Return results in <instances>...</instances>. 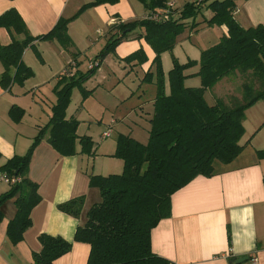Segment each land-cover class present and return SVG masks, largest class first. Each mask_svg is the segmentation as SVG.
<instances>
[{
    "label": "crops",
    "instance_id": "obj_1",
    "mask_svg": "<svg viewBox=\"0 0 264 264\" xmlns=\"http://www.w3.org/2000/svg\"><path fill=\"white\" fill-rule=\"evenodd\" d=\"M90 2L92 0H0V15L14 9L29 35L36 37L48 33L60 18L72 17ZM166 2L171 3V0ZM172 2L175 8H182L195 0H181V4L177 0ZM207 4L200 6L201 14L195 18V23H199V16L204 21L211 18L212 13L205 9ZM148 13L139 0H118L112 5L87 8L67 26L71 40L69 47H62L56 41H40L33 44L35 49H25L22 62L33 75L21 85L14 83L6 87L0 83V168L13 157L24 156L40 130L52 118V109L57 101L55 89L68 64L74 61L75 73L86 72L81 63L92 61L115 34L112 25L142 20ZM233 18L244 29L257 26L264 29V0L235 1ZM184 23L192 26L191 20ZM220 30L221 36L227 35L224 26ZM141 33V30H136L126 42L120 43L115 54H110L112 58L122 60L138 50L150 55V47L143 40H136L141 39L138 37ZM10 41L7 30L0 28V45H8ZM3 70L0 62V74ZM195 73L185 72L187 75ZM107 79L109 77L106 76ZM82 86L90 91L89 96L83 99L78 88L72 89L65 109V119L78 122L76 154L60 155L48 143L49 130L43 132L25 175L30 183L37 186L40 200L31 210L30 228L23 234V240L15 245L9 241L6 230L16 212V196L1 206L0 264H32V253L40 250L38 236L41 234L72 243L70 251L53 264H86L89 246L73 242V237L76 228L84 223L88 209L100 200L99 191L89 186V176L120 174L123 163L113 158L115 144L108 143L118 121L105 119L104 114L97 118L87 107H92L89 104L92 101L99 106H107L109 93L104 82L86 80ZM215 86L225 87V95L233 92L228 79ZM155 94L135 109L136 113L143 112L140 116L148 121V127ZM256 104L262 109L259 113L263 114L260 118L255 117L259 121L258 127L264 124V102ZM145 106L149 111H144ZM93 123L100 126L95 131L97 138L95 132L90 131ZM107 130H110V136L103 137ZM120 134L134 138L131 132ZM82 137L91 140L90 153L81 151L79 138ZM255 138L251 148L239 142L243 147L241 153L230 164L219 165L218 174L197 176L171 195L169 217L160 220L150 232L154 255L172 264H235L241 258L247 260L239 264H264V159H259L256 154L264 150V137L260 141ZM9 190L1 186L0 196ZM79 198L83 200L79 217L58 210V205Z\"/></svg>",
    "mask_w": 264,
    "mask_h": 264
},
{
    "label": "trees",
    "instance_id": "obj_2",
    "mask_svg": "<svg viewBox=\"0 0 264 264\" xmlns=\"http://www.w3.org/2000/svg\"><path fill=\"white\" fill-rule=\"evenodd\" d=\"M151 12L163 8L167 0H139ZM237 0H206L205 9L212 13L206 25L224 26L227 35L201 51L196 75L198 87H186L184 82L192 75L185 72L196 66L197 61L180 64L172 58L168 73L169 93L164 92L160 77L157 78L156 94L149 119L148 140L141 143L128 135L119 134L113 157L123 163L122 172L108 176H89V186L99 191L100 200L85 214V221L75 230L73 242L89 246L86 264H172L154 255L150 246V232L160 220L170 215L171 195L197 176L211 177L218 174L217 166L228 165L241 153L239 144L242 136L244 112L258 101L264 102V29L262 26L244 29L233 18ZM118 0H92L70 18H60L51 31L32 37L14 10L0 15V28L7 30L10 43L0 45V62L3 73L0 83L6 87L21 85L30 78L32 71L23 64L25 49L34 48L35 42L56 41L62 47H69L67 34L69 22L87 8L115 4ZM200 5L186 3L174 8L168 21L154 23L142 19L112 25V35L95 59L100 62L135 30L154 53L153 63L158 65L159 56L171 51L176 38L187 28L185 20H191L196 28L195 18L201 14ZM138 50L124 60L143 59ZM37 57H40L37 53ZM159 70V66H157ZM93 69L86 73L77 72L71 77L61 75L55 94L56 104L47 125L40 130L26 154L13 157L1 171L23 176L20 185L12 187L0 196V220L2 204L16 196V212L7 225L6 235L15 245L23 240V234L31 226L30 213L40 197L37 186L25 175L35 147L43 132L48 129V143L62 156L76 154L78 122L65 119L71 90L77 87L83 99L89 96L82 86ZM242 78V80L239 78ZM238 77V78H237ZM223 79L236 84L240 97L234 92L208 104L204 94ZM81 151L90 153L92 142L88 137L79 138ZM257 157L264 159V150L257 151ZM264 184V179H263ZM82 198L58 205V210L72 217H79ZM40 250L32 253V264H53L67 254L72 243L60 237L46 234L38 236Z\"/></svg>",
    "mask_w": 264,
    "mask_h": 264
},
{
    "label": "rangeland",
    "instance_id": "obj_3",
    "mask_svg": "<svg viewBox=\"0 0 264 264\" xmlns=\"http://www.w3.org/2000/svg\"><path fill=\"white\" fill-rule=\"evenodd\" d=\"M177 2L181 4V0H177ZM197 19L199 23H196V28L192 29L187 24V30H184L176 38V45L172 50L163 52L159 56L158 65L153 63L155 55L151 48V54L147 55V53H144L143 59L136 57L129 61L124 59L117 60L108 54L100 62L93 58L91 59L92 61L86 60L81 63L83 64L84 71L88 72L93 69V72L88 75L87 81L94 83L95 81L102 80L109 93L106 107L99 106V104H95L94 101L89 102L92 107L87 105L97 118L101 117V114H104L105 119L114 118L118 121L116 128L112 132V138L110 141L108 140V143H114L116 147V140L119 134L129 132L141 143L147 142L149 135L147 132L149 128L148 121L140 116L143 112L139 111L136 113V107L145 100L154 97L156 93L155 85L158 77L162 80L164 92L166 94L169 93L168 73L172 68V58L176 59L180 64H185L188 61H197L195 67L187 70L189 74L195 73L198 68L197 65L201 51L216 44L220 39V28L222 26L219 27L214 25L208 27L202 16H199ZM136 40H143L149 46L143 38ZM111 54H115V50ZM157 66H159V70ZM106 76L107 78L109 77V79L105 80ZM239 78L242 80L240 76ZM199 81L196 75H192L185 80L184 84L186 87H198ZM236 81V84L233 82L232 88L238 97H240V91L237 89L238 83L240 82H238V80ZM73 89L77 90V87ZM224 90L225 87L221 86H214L207 90L204 94L206 102L208 104H213L215 102V96L221 97L225 95ZM113 100H116V103H114L115 105L112 104ZM79 102L80 100L77 101L78 104ZM256 103L244 112V119L242 122L243 132L239 141L241 145L244 144V146H248L249 148L254 145L252 140H254L256 136H258L256 137L257 139L255 138L257 141H260L264 137V124L257 127V122L259 121L258 119L255 120L256 116L257 118L263 116V114L259 113V111L262 110L261 107ZM146 106L144 111L147 112L149 109L146 108ZM106 108H108V110H105ZM144 116L147 117L146 114H144ZM97 127H100L99 124L93 123L90 131L95 132ZM84 129L86 130L87 128L85 127ZM97 134L98 133L95 132V138H97ZM95 142L98 143V141ZM216 166L219 167V164H216Z\"/></svg>",
    "mask_w": 264,
    "mask_h": 264
},
{
    "label": "built area",
    "instance_id": "obj_4",
    "mask_svg": "<svg viewBox=\"0 0 264 264\" xmlns=\"http://www.w3.org/2000/svg\"><path fill=\"white\" fill-rule=\"evenodd\" d=\"M206 2V0H195V4L202 5ZM175 8L174 2H167L165 7L160 10L149 12L144 19L152 21L154 23H159L161 21H168L172 16V10ZM116 23L113 21V24ZM75 73V63L71 61L67 68L65 69L64 76L71 77ZM110 131L103 133V137H109ZM23 181V177L20 175H13L11 173H7L0 170V187L5 186L9 189L20 185ZM255 263V260H253Z\"/></svg>",
    "mask_w": 264,
    "mask_h": 264
},
{
    "label": "water",
    "instance_id": "obj_5",
    "mask_svg": "<svg viewBox=\"0 0 264 264\" xmlns=\"http://www.w3.org/2000/svg\"><path fill=\"white\" fill-rule=\"evenodd\" d=\"M245 260H247V258L238 259V260L235 261L236 262L235 264H239V263H241V262H243Z\"/></svg>",
    "mask_w": 264,
    "mask_h": 264
}]
</instances>
